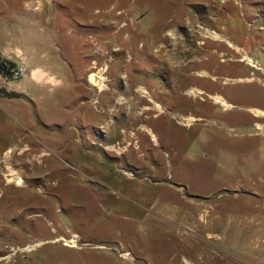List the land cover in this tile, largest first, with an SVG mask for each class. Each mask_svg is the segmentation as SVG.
<instances>
[{"label": "rangeland", "instance_id": "374dc122", "mask_svg": "<svg viewBox=\"0 0 264 264\" xmlns=\"http://www.w3.org/2000/svg\"><path fill=\"white\" fill-rule=\"evenodd\" d=\"M9 40L64 84L0 53V264H264V0H0Z\"/></svg>", "mask_w": 264, "mask_h": 264}, {"label": "crops", "instance_id": "0c3cea01", "mask_svg": "<svg viewBox=\"0 0 264 264\" xmlns=\"http://www.w3.org/2000/svg\"><path fill=\"white\" fill-rule=\"evenodd\" d=\"M19 20H20V22L23 21L20 18H19ZM20 22H18V23H20ZM19 25L20 26H17V30H16V34L18 35V39H19L18 41L29 40V41H32L35 43L38 41L35 37V33L34 34L32 33V32H34L33 27L35 24H30V23L27 24L24 21V24H19ZM29 27H30V30H29ZM41 30L44 31V29H40V31ZM13 35H14V33H13L12 29L10 28L9 31L7 32L6 36L13 40ZM12 40L8 41V46L5 47L6 49H0L1 56L4 59L14 61L18 65L25 64L27 66V70H30L28 77H29V81L32 84H34L37 87L47 86V90H49V91L56 89L58 86H62L64 84L63 81H61L55 75H53V72L50 71V69L47 70V66H45L44 68L40 67L38 65H36L33 68L28 67L27 64H29L31 62L30 61L31 56L27 55L25 50L13 48L14 42ZM39 43L42 44L44 48H47V37L41 38ZM39 56H40L41 60L47 59V53H40ZM66 66H67V68L72 70L70 65L67 64ZM83 73L85 74L86 71H81V74H83ZM87 77H88V83L90 85V87H85L86 89L89 90V93H88L89 96H88V94L86 95L88 98L87 104H91L94 107L96 100H97L96 96H94V87L96 84H93L92 82H90V75H87ZM73 78H74V73L72 72V82H73ZM75 84H76V82H75ZM75 84H72L71 86L72 87L74 86L73 88L75 90H77L78 86ZM67 85L69 86L68 82H67ZM36 91H38V90H36ZM38 92L40 93V91H38ZM83 95L81 97H83ZM83 119H84V116H83ZM53 124H55L56 126L57 125L61 126V123L59 121H55Z\"/></svg>", "mask_w": 264, "mask_h": 264}, {"label": "built area", "instance_id": "2783aa9c", "mask_svg": "<svg viewBox=\"0 0 264 264\" xmlns=\"http://www.w3.org/2000/svg\"><path fill=\"white\" fill-rule=\"evenodd\" d=\"M27 72V66L25 64H20L14 70H12L9 77H11V79H19L25 76Z\"/></svg>", "mask_w": 264, "mask_h": 264}, {"label": "bare ground", "instance_id": "6f19581e", "mask_svg": "<svg viewBox=\"0 0 264 264\" xmlns=\"http://www.w3.org/2000/svg\"><path fill=\"white\" fill-rule=\"evenodd\" d=\"M207 35H208V37H210V38H212V39H216V38H219L220 36L219 35H216L215 33H213V32H207ZM245 58L248 60V62L249 63H253L252 62V60L247 56V55H245ZM92 82V81H91ZM142 90V89H141ZM144 90V89H143ZM140 91V90H139ZM144 92V91H143ZM146 92V91H145ZM195 94H197V93H195ZM147 95H149V94H147ZM146 96V95H145ZM217 99V101H219V102H222L223 104H225V102H224V100H222V99H220L219 97H217L216 98ZM31 247H28L27 249H30Z\"/></svg>", "mask_w": 264, "mask_h": 264}, {"label": "trees", "instance_id": "16d2710c", "mask_svg": "<svg viewBox=\"0 0 264 264\" xmlns=\"http://www.w3.org/2000/svg\"><path fill=\"white\" fill-rule=\"evenodd\" d=\"M2 69H3V64L1 63L0 64V71L2 72Z\"/></svg>", "mask_w": 264, "mask_h": 264}, {"label": "flooded vegetation", "instance_id": "af4514ba", "mask_svg": "<svg viewBox=\"0 0 264 264\" xmlns=\"http://www.w3.org/2000/svg\"><path fill=\"white\" fill-rule=\"evenodd\" d=\"M61 10H64V8L61 7Z\"/></svg>", "mask_w": 264, "mask_h": 264}]
</instances>
